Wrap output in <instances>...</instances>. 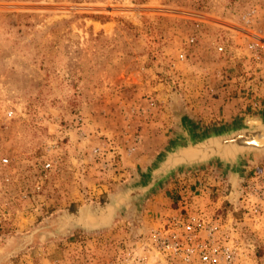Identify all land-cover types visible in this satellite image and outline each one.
<instances>
[{"label":"rangeland","instance_id":"1","mask_svg":"<svg viewBox=\"0 0 264 264\" xmlns=\"http://www.w3.org/2000/svg\"><path fill=\"white\" fill-rule=\"evenodd\" d=\"M246 116L264 117V0H0V264H108L186 203L240 224L242 264H264L241 209L264 156L236 183L178 172L99 227L182 128Z\"/></svg>","mask_w":264,"mask_h":264},{"label":"built area","instance_id":"2","mask_svg":"<svg viewBox=\"0 0 264 264\" xmlns=\"http://www.w3.org/2000/svg\"><path fill=\"white\" fill-rule=\"evenodd\" d=\"M226 42L217 43V52L224 53ZM180 58L185 59V54ZM241 209L244 221L264 230V189L242 196ZM239 226L232 218L224 221L211 214L206 207L182 204L162 215L141 239L125 246L108 264H242L248 255Z\"/></svg>","mask_w":264,"mask_h":264},{"label":"water","instance_id":"3","mask_svg":"<svg viewBox=\"0 0 264 264\" xmlns=\"http://www.w3.org/2000/svg\"><path fill=\"white\" fill-rule=\"evenodd\" d=\"M264 156V117L246 116L238 126L194 136L182 128L177 140L153 164L141 182L114 197L100 219L99 227H109L114 214L131 201H139L178 172L218 163L236 183L244 160Z\"/></svg>","mask_w":264,"mask_h":264}]
</instances>
